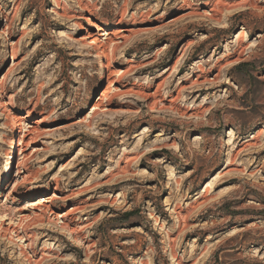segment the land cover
Here are the masks:
<instances>
[{"label":"rangeland","instance_id":"1","mask_svg":"<svg viewBox=\"0 0 264 264\" xmlns=\"http://www.w3.org/2000/svg\"><path fill=\"white\" fill-rule=\"evenodd\" d=\"M0 31V264H264V0H0Z\"/></svg>","mask_w":264,"mask_h":264},{"label":"bare ground","instance_id":"2","mask_svg":"<svg viewBox=\"0 0 264 264\" xmlns=\"http://www.w3.org/2000/svg\"><path fill=\"white\" fill-rule=\"evenodd\" d=\"M91 25L94 27V28H97V30L98 31H100L101 30V28L100 27H98L97 26V24H95V23H91ZM0 33H2V31H0ZM106 34V37H105V39H108V41L107 42H103L102 40H100V37L99 36H101V35H103V34H98V33H92L91 31H89V33L87 34V36H85L84 38H86V39H88L89 41H88V43L90 44V46H92L94 49H96L97 51H99L101 54H103V55H105L104 53H105V51L108 49V48H106V45H108L109 46V44H111L112 42H113V40L112 39H110V37H108V35H109V33H105ZM15 62V61H14ZM112 77H113V75L112 76H110V75H108V83L109 84H111L112 82H114L115 80H113L112 79ZM118 77H119V74H118ZM107 89H109V88H107ZM107 89L105 90V91H103L102 92V94H101V96L98 98V100L96 101V103L93 105V110L95 111V110H97V109H99V110H102V111H106V110H108V107H109V104L108 105H102V103H103V100L104 99H107V96H108V91H107ZM138 94L140 95V96H143L144 98H146V99H155V92H153V93H146V94H144L143 92H138ZM155 101V100H154ZM154 104V103H153ZM195 139H197L196 137H195ZM175 141V140H174ZM169 146V148L171 147V148H179V146H178V144L176 145L175 143H171V145H168ZM154 150H156V149H152V150H150V151H148V153H151V152H154ZM22 153H20V155H21ZM216 178L215 179H213V180H209V181H207V183H205L206 185H205V187L207 188V189H209V190H215L216 189V187H217V184H216ZM1 194V193H0ZM69 214V212L67 211V212H64V213H62V214H60V215H57V219L58 218H64L65 216L67 217V215ZM0 219H1V222H0V227H1V223L4 221V220H6L7 218H5V216H0ZM65 226H67L66 224H65ZM19 228H21L22 230H23V226H19ZM63 228V227H62ZM62 231L61 230V228H56L55 229V231ZM5 232H7V229H5L4 230ZM14 231V228H12V230L11 231H8V232H10V234L12 235V232ZM15 233L17 232V230H15L14 231ZM16 238L17 239H19V240H21V239H23V237H21V236H19L18 234H16ZM24 251H22L21 253H23Z\"/></svg>","mask_w":264,"mask_h":264}]
</instances>
